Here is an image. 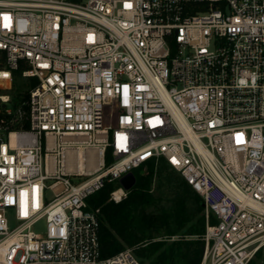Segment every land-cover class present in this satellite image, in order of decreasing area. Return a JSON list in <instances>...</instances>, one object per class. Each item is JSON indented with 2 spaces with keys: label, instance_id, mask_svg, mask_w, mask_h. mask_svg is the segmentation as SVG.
<instances>
[{
  "label": "built area",
  "instance_id": "obj_1",
  "mask_svg": "<svg viewBox=\"0 0 264 264\" xmlns=\"http://www.w3.org/2000/svg\"><path fill=\"white\" fill-rule=\"evenodd\" d=\"M161 158L200 264H264V0H0V264H145L87 198Z\"/></svg>",
  "mask_w": 264,
  "mask_h": 264
},
{
  "label": "trees",
  "instance_id": "obj_2",
  "mask_svg": "<svg viewBox=\"0 0 264 264\" xmlns=\"http://www.w3.org/2000/svg\"><path fill=\"white\" fill-rule=\"evenodd\" d=\"M17 76L13 86L22 83ZM143 167L132 170L135 183L120 201L110 199L118 182L106 183L87 198L89 207L101 211V256L130 247L145 264H200L205 232L201 196L164 159L147 163L145 173Z\"/></svg>",
  "mask_w": 264,
  "mask_h": 264
},
{
  "label": "rangeland",
  "instance_id": "obj_3",
  "mask_svg": "<svg viewBox=\"0 0 264 264\" xmlns=\"http://www.w3.org/2000/svg\"><path fill=\"white\" fill-rule=\"evenodd\" d=\"M24 84L23 83H19L17 82L16 84H14V90L15 89H19V88H23ZM107 158L109 159V156H107ZM142 172L145 173L146 172V168L143 167L141 168ZM153 190L155 192H157V189H156V183L153 184ZM111 199V198H110ZM34 230L37 232V233H44L45 232V220L44 219H41L35 226H34Z\"/></svg>",
  "mask_w": 264,
  "mask_h": 264
},
{
  "label": "water",
  "instance_id": "obj_4",
  "mask_svg": "<svg viewBox=\"0 0 264 264\" xmlns=\"http://www.w3.org/2000/svg\"><path fill=\"white\" fill-rule=\"evenodd\" d=\"M120 185L123 187L124 190H130L132 186L135 183V176L132 172H129L128 174L124 175L119 180ZM204 206V205H203Z\"/></svg>",
  "mask_w": 264,
  "mask_h": 264
},
{
  "label": "bare ground",
  "instance_id": "obj_5",
  "mask_svg": "<svg viewBox=\"0 0 264 264\" xmlns=\"http://www.w3.org/2000/svg\"><path fill=\"white\" fill-rule=\"evenodd\" d=\"M123 194V191L121 189H117L115 192H114V195L117 197V198H120Z\"/></svg>",
  "mask_w": 264,
  "mask_h": 264
}]
</instances>
